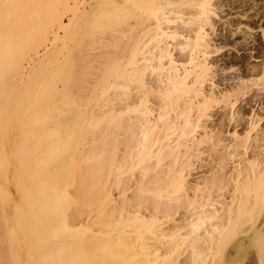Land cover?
Segmentation results:
<instances>
[{
	"label": "bare ground",
	"instance_id": "obj_1",
	"mask_svg": "<svg viewBox=\"0 0 264 264\" xmlns=\"http://www.w3.org/2000/svg\"><path fill=\"white\" fill-rule=\"evenodd\" d=\"M212 1L0 0V264H264V54L228 83L242 57H217ZM56 28L67 69L41 117L49 87L6 96ZM69 115L90 132L76 154Z\"/></svg>",
	"mask_w": 264,
	"mask_h": 264
},
{
	"label": "rangeland",
	"instance_id": "obj_2",
	"mask_svg": "<svg viewBox=\"0 0 264 264\" xmlns=\"http://www.w3.org/2000/svg\"><path fill=\"white\" fill-rule=\"evenodd\" d=\"M212 3H213V6L215 7V9H216V11L218 13L217 16L215 15V16L212 17L214 19L215 23H216L215 24L216 30L214 31V33H216V36L215 37H216V39L218 38L217 41L219 42V41H221L224 38L223 37L221 39L219 37H221V35L224 34V35H226V38H227V41H228L227 42L228 45H225L221 49V51L218 52L219 55L217 54L218 55L217 57L218 58L222 57L221 55L223 53H225L224 54L225 56L223 55L225 58L230 57L232 55L233 56H238L239 55V56L242 57V63H243V65L241 66L240 69L238 68V63H239L238 62V63H236L237 65L235 64L236 65L234 67L235 69L234 68L233 69H227V71H224L225 72L224 74L230 77V79L228 80V83H235L236 82V79L238 80L237 77L234 78L235 75L242 76V73L243 72H244V74H251V73L254 74L259 69V67L257 65L258 64L257 60L260 59V58H257L256 56H257V54L258 55L264 54V0H213ZM60 8H61V6H60ZM60 13H61V19L66 22L67 21L66 20V16L64 14H62V9H60ZM61 30L62 29L56 28L55 31H54L56 34H59V35H56V36H58L57 38H59V40L58 39L55 40L54 39V36H52V33H50L49 34L50 40L52 39L55 42H52L51 43V41H52L51 40V41H47L46 42V45H42V43H41V45L37 46L38 56L36 54V50H34V49L29 52V55L24 60V62L26 63V61L29 60L28 58L29 57H32L31 64H30L32 66L29 68L28 64H25L24 67L26 69L25 70L26 73H24L21 76V79L19 78L17 80L16 85L10 90L9 94H7V96H6L7 97V100L9 101V99L11 100V99H14V98H19V96L20 97H22V96L23 97H27V94H29L31 96L32 94L35 93V92L32 91L33 88H34L35 91L37 90V94H38V92L40 94L41 93L40 89H42L43 85L44 86H47L45 88H48L49 87L48 89H43V90H45L46 93H42V94L45 95V96L41 95L43 97V98L41 97L42 98L41 100H43V102L40 104L41 106H39L40 108H38V110H39V112L41 110H43L45 112L43 114L40 112V114H41L40 116L41 117L46 116L47 113H48L47 104H49L48 102H51L50 101V97H51V89H52L53 84L54 83H57V85L59 87L61 86L60 89L62 88L61 78L63 79V77H64V73H65L64 72V69L66 68V66L64 65L65 64V62H64L65 61L64 60V57H65V49H64V45H63V40L64 39L62 37V35L64 36V34H63V30L62 31ZM233 43L235 44V47H233V45H232ZM46 46H47V51L45 53V50L44 49L46 48ZM252 47L253 48L255 47V50L254 49L252 50ZM221 52H222V54H221ZM219 61H221V60H219ZM222 62L223 61H221V63ZM222 66H223V64H221V67ZM74 75L75 76H73V78H74V84L75 85H73L72 91L74 89L73 95L80 102V100L82 101L81 95H80L81 89L79 88V86H80L79 84H81L80 73L78 72V74H77V72H76ZM22 77H23V79H22ZM76 77H77V79H76ZM30 79H31V81H30ZM49 80H51V81H49ZM28 82H30V83H28ZM47 83H49V84L46 85ZM46 90H48V91H46ZM75 90L78 91V92H76ZM59 92H62V91H59ZM12 95L14 96L13 98L11 97ZM57 96L59 98V100H57L58 103H60V106L61 107L63 106L62 108H64V105H62V104L65 101V97L63 95H60V94L59 95L57 94ZM44 98L46 99V101L48 100L47 102H45L46 105L44 103V101H45ZM96 100H97V97H96V99H93V102H95ZM10 104L11 103H8V105H6V107H4V108L7 109V110H9V108H10V110H13V105L11 104L12 107H10ZM25 105L26 104H23L22 110L23 109L25 110ZM43 105L46 106V107L44 108ZM41 107H43V108H41ZM258 107H260V106H258ZM213 113L215 114L213 116V118L216 119V118H218V116L221 115V113H223V111H221V110H219L218 112L217 111H213ZM258 113L261 116V121L259 123V126H260V128H262V127H264V107L263 108H259V112ZM69 116L71 117V115H69ZM69 116H68L69 121L66 119L69 123L67 121H65V120H62L61 121L62 123L60 122V124H64L65 122H67V125H64L63 127H65V129L67 130L66 132H67V135L68 136L66 138L70 139V141H71V148H72V151L71 152L73 153L74 152V150H73L74 148H76V149L77 148H80L81 145H82V143H85V141L86 142L89 141V139H90V135H89L90 132H87L86 131L84 133L83 139H82L84 142L82 141V143H80L81 142L80 139H78L76 141V138L78 137L77 136V129H78V127L76 126V121H78V120H77V118H74V116H73V118L72 117L69 118ZM18 125L19 124H16V123L11 124V126H9L10 127L9 129L10 130L7 129V132H5V134L6 135H9V131H10V133L11 132L13 133L14 131L15 132L17 131L16 132L17 134L16 133H13L12 134V138H13V135H16V136H14V138L17 137L19 135L18 134L19 133L18 132V130H19ZM69 125H71V126H69ZM238 132H240L239 129H238ZM7 139H9V138H7ZM10 141L11 140L5 141V142H8V143H4V148L5 149L3 151H6L5 152L6 157L8 156L9 159H12V158H14V156H13L14 153L13 154L11 153L13 157L11 156V154H9L11 152V149L9 147V143H10V145L12 143V141L11 142ZM79 144H81V145L78 146ZM75 152H77V151H75ZM3 177H4V173L2 172V173H0V180H1L0 183H1V185L4 186V183H6V181L3 180L4 183L2 182V179H4ZM6 184L8 185V182ZM11 184L12 183H10L9 186H8L9 187V191L12 190V189H14V186H15V185H13V184L11 185ZM7 185H5V186L7 187ZM70 187L72 188L73 187V184L70 183L68 189ZM12 191H14V190H12ZM115 193H116V191L115 190H112V196L113 197L115 196ZM71 199H74V201H73V203L71 205L72 207H74L77 204V202L75 201V197H72ZM9 200H7V202L5 200L4 201V204L5 203L7 204ZM10 201H12V200H10ZM95 203H92L91 205H88V206H85L86 204L84 205L82 203H78L77 205L80 206V207L81 206L82 207L84 206L83 208L81 207V210L82 209L84 210V216H83L84 217L83 219H85L84 220V224H85V222H88V224L86 223V225H83L84 229H90L89 231H92V230L94 231L95 230L97 232V229H99L100 225H99V220H98L99 217L98 216L97 217L94 216L95 215V211L97 210V206H96L97 204H95ZM94 204H95V207H93ZM8 205H10V202H9V204H7V206ZM89 207H91V209H93V210H91ZM90 212H92V213H90ZM86 216H89V217H86ZM91 216H94L96 219L93 218V217H91ZM90 217H91V220L90 221H87V220L90 219ZM92 219H93V221H92ZM91 223H92V225H90ZM93 224H95V226ZM89 226H90V228H89ZM99 230L101 231V229H99ZM250 252H251V254H250ZM250 252L247 251L245 253V256H246V254L248 256L246 258L244 256V254H243V256H244V258H243L242 253H240V252L238 253L240 255L236 254V255H238V257L240 256L239 258H241V260H239L238 258H236L237 256L235 255V252H234V256H236L235 257L236 259L234 261H232L233 263L232 262H226V263L221 262V264H223V263L224 264H227V263H229V264H254L255 263L254 262V259L249 258V257H252L254 255L252 254L253 253L252 251H250ZM182 256H184V255L182 254ZM179 260H181V258H179ZM249 262H251V263H249ZM123 263L124 262H122V264ZM118 264H121V263H118ZM125 264H127V263L125 262Z\"/></svg>",
	"mask_w": 264,
	"mask_h": 264
}]
</instances>
